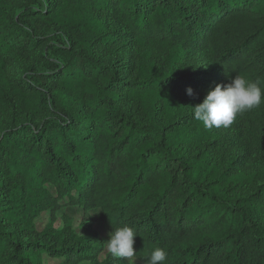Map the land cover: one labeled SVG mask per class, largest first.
<instances>
[{"label": "trees", "instance_id": "trees-1", "mask_svg": "<svg viewBox=\"0 0 264 264\" xmlns=\"http://www.w3.org/2000/svg\"><path fill=\"white\" fill-rule=\"evenodd\" d=\"M120 43L165 50L167 77L122 80L107 59ZM177 47L208 52L223 84L243 75L264 87V0H0V264L87 257L37 232L29 204L28 219H13L36 164L51 173L42 181L57 185L58 204L80 198L107 226L132 227L146 264L156 247L165 264H264V171L258 189L237 197L256 178L223 167L217 142L184 153L204 143L201 122L162 127L154 113L143 122L122 106L159 94L169 113L189 87Z\"/></svg>", "mask_w": 264, "mask_h": 264}, {"label": "rangeland", "instance_id": "rangeland-1", "mask_svg": "<svg viewBox=\"0 0 264 264\" xmlns=\"http://www.w3.org/2000/svg\"><path fill=\"white\" fill-rule=\"evenodd\" d=\"M105 18L110 20L111 24H116L111 16ZM175 50H180L182 57L181 69L178 72L180 82L187 81L194 95L187 94L186 90L189 87L180 89L175 102H171L168 106L169 113L166 112L167 109H163L159 94L151 93L149 96L130 99L122 104L123 108L131 109L143 122H147L150 114L154 113L156 117L154 119L162 127H167L168 124L176 121L186 124L194 120L192 107L202 103L207 93L217 84H223L219 78L220 66L208 52L194 51L187 47H177L172 51ZM164 54L166 53L163 49L149 47L139 49L133 43H120L110 49L107 59L112 60L118 66L122 80L151 81L165 78L170 72L171 64L165 60ZM72 93L75 94V90ZM64 103L72 102L70 99H65ZM257 111L261 114L254 116L249 111L238 115L227 128L223 126L212 128L200 147L195 148L192 144L183 145L184 153L192 157L204 152L206 139L210 138L209 142H217L218 148L222 151L221 154L224 155L223 167L238 170L236 173H244L250 179L255 177L256 181L249 180L236 192L237 197L258 189L260 180L263 178L264 104ZM28 147L29 145L24 144V148ZM50 174L43 171L39 164L35 165L33 178L23 183L26 189L25 195L15 198L16 212H13V219L18 221L28 219L29 214L33 212L26 209L29 204L31 209L37 210L32 217L37 232H56L62 235L61 240L66 241V244L86 249L87 257L78 264H146L136 255L127 260L111 256L107 252L106 242L110 239L113 228L102 221L101 211L88 210L80 206L77 203L78 200L82 201L80 198L73 199L71 202L68 198H64L59 204L55 202L54 198L58 196V188L53 182H47L46 179ZM44 176L46 181H42ZM37 180L40 182L35 183ZM63 183L59 184L60 188L64 187ZM256 183H258L257 186L254 185ZM65 262V258L54 259L46 254L42 257V264H67Z\"/></svg>", "mask_w": 264, "mask_h": 264}, {"label": "clouds", "instance_id": "clouds-1", "mask_svg": "<svg viewBox=\"0 0 264 264\" xmlns=\"http://www.w3.org/2000/svg\"><path fill=\"white\" fill-rule=\"evenodd\" d=\"M189 96L194 92L187 90ZM264 104V87L260 81H252L243 75H235L227 84H217L210 90L202 103L192 107L193 118L201 122L206 129L229 127L238 115H242ZM136 232L127 225L116 227L110 233L106 249L111 256L129 259L135 255L134 243ZM168 253L165 249L154 248L147 264H165Z\"/></svg>", "mask_w": 264, "mask_h": 264}]
</instances>
